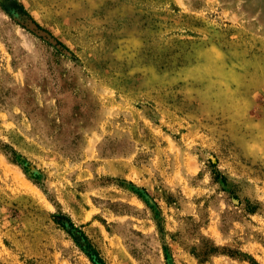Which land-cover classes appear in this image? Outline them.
I'll use <instances>...</instances> for the list:
<instances>
[{
    "label": "rangeland",
    "instance_id": "374dc122",
    "mask_svg": "<svg viewBox=\"0 0 264 264\" xmlns=\"http://www.w3.org/2000/svg\"><path fill=\"white\" fill-rule=\"evenodd\" d=\"M0 264H264V0H0Z\"/></svg>",
    "mask_w": 264,
    "mask_h": 264
}]
</instances>
